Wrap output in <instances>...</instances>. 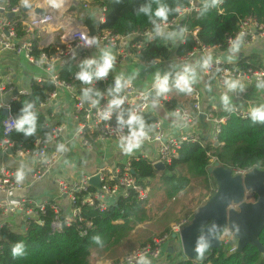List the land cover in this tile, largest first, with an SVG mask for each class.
<instances>
[{"label": "built area", "instance_id": "1", "mask_svg": "<svg viewBox=\"0 0 264 264\" xmlns=\"http://www.w3.org/2000/svg\"><path fill=\"white\" fill-rule=\"evenodd\" d=\"M78 5L76 1L70 0L67 6L68 14H76L79 11L86 13L85 19H90L96 24L95 34L101 48L110 47L116 55L114 68L128 65L129 69L136 67H147L155 70L162 60H150L147 63L142 62L141 55L145 47L153 43L148 39L146 30L142 33H133L130 35H117L108 29H103L102 25L106 23L107 7H95L80 0ZM224 0H215L214 6L219 8ZM13 0H0V52H7L18 59L24 60L35 68L33 82L38 85L50 83L53 90L48 94L45 101L41 102L36 111L44 115V125L46 133L35 143V149L25 150L16 147L10 142L9 136L15 132V117L12 111V105L18 101L21 96H27L31 89H18L15 87V81L11 77H4L0 81V111L8 112L3 122L4 139L0 143V153L7 154L13 152L21 158H33L35 164L31 174L29 185L16 181L17 171H11L5 167L0 169V194L3 198L0 201L1 217H10L15 220L18 215L24 218L26 229L29 220H34L43 225L42 218L48 211L53 215L51 228L54 231H62L65 228L78 226L80 235L85 236L92 229V223L85 221L82 217V207L87 206L100 212L108 211L119 201L127 200L131 195H135L137 201L144 203L149 200L151 189L142 184L134 175L132 161L146 160L151 165L163 163L170 165L179 151L187 144H204L202 140L204 133L198 127L200 115H204L203 121L209 123L211 133L209 134L210 144L217 147L219 145L218 136L221 131V125L226 122L227 116H216L217 107L203 108L201 105V96L193 85V92L189 94L193 101L192 109L177 108L172 111L179 123L180 135H170L166 129L164 121L158 116V108L164 109L171 101V94L167 98H160L156 108L151 107V102L156 99L152 85L146 89L137 86L133 81L131 86L124 89L121 93L125 98V104L121 110H114L112 117L104 121L100 113L111 99L105 92L112 85L114 75L103 81L95 82L92 87L94 91L105 93L101 102L96 107H92L90 102L82 98V89L84 85L74 79V73L77 71V65L91 55H98V49L85 48L81 45V34L91 35L90 30L82 26H72L66 28V19L60 16L54 10L43 11L37 14L35 9H31L25 14L24 9L19 4L13 5ZM201 3L199 0H190L189 7L182 9L174 18L167 21V31L176 30L179 25L185 29L180 43H185L186 26L185 19L187 15L200 11ZM13 17L9 18L8 15ZM80 18V19H83ZM68 31L65 41L57 42L50 31L59 32ZM45 31H48L47 35ZM42 33L45 35L42 36ZM198 29L193 31L194 39L200 45L197 39ZM241 38V46L249 45L259 39L264 38V24L256 19L247 18L239 23V28L234 36L227 39V50L231 41L236 37ZM64 37V36H63ZM73 50L75 55L73 56ZM221 47L200 46L192 53L178 60L186 61L196 55L207 56L211 52L221 51ZM214 62L211 68L205 73L210 79L223 84L226 75L233 78L252 79L257 82L258 79H264V66L262 70L247 69L240 73L236 69H231L221 58L212 55ZM201 57V58H202ZM219 58L221 63H215ZM43 61V63H41ZM220 71H217V69ZM71 72L68 78L62 77L63 73ZM128 73H124L128 77ZM55 77V79H53ZM87 87V86H85ZM18 91L15 95L14 91ZM66 92V99L62 96ZM153 94V96H150ZM147 96V99L145 98ZM66 107L65 111L62 109ZM134 110L138 114H151L155 117V122L151 128L148 138L144 141L142 147L131 154L128 160L121 164L110 165L103 161V166L99 167L93 173L76 176L67 179L60 175L55 177L54 184L56 189L53 194L34 198L23 196L12 200L11 196L15 192L25 191L29 186L43 181L54 169L68 158L71 153L73 157L79 152L87 153L98 152L102 155L100 147L104 145H113L118 147L120 136L127 133V129H121L117 122L119 111L127 113L128 110ZM63 113V115H62ZM232 114L242 118H248V112L235 107ZM126 118V115H125ZM149 147H153L154 149ZM236 175H245L249 172L234 170ZM98 178L100 186L96 187L90 184L91 179ZM67 201V205L61 201ZM4 221V220H3ZM188 220L182 219L171 226L169 233L155 236L151 241L140 246L124 257L118 260L117 264H136L139 255L144 254L154 261H160L170 241L179 242L183 229L188 226ZM11 227V221H5L0 224L1 228ZM174 236H176L174 238ZM228 243L227 240H225ZM231 252L236 251V246ZM193 264H204L200 261H194Z\"/></svg>", "mask_w": 264, "mask_h": 264}, {"label": "trees", "instance_id": "2", "mask_svg": "<svg viewBox=\"0 0 264 264\" xmlns=\"http://www.w3.org/2000/svg\"><path fill=\"white\" fill-rule=\"evenodd\" d=\"M20 1L13 0L12 4L17 5ZM144 2L146 0H93L92 4L95 7H107L106 23L102 25L103 29H108L117 35H130L152 30L147 17L136 14V8ZM166 2L173 8L179 5L181 9H186L189 7L190 0H166ZM202 7L203 4L200 5L199 12L186 16L185 28L188 33L186 41L175 45V52L179 58L187 56L200 46L226 49L227 39L237 33L239 23L244 19L253 18L264 24V0H224L219 8L210 7L204 15H200ZM175 16L176 13L173 12L168 20ZM84 24L94 36L96 27L94 21L87 18L84 19ZM195 29H198L197 39L200 45L192 34ZM172 45L173 41L155 38L154 42L143 50L142 62L167 59ZM242 66V72L247 69L262 70L259 67L260 62L257 61L252 67L245 64ZM70 73L65 72L62 77L68 78ZM52 90L53 86L50 83L43 85L34 83L29 95L21 96L13 103L14 117L19 115L25 101L33 102L37 107L47 99ZM178 95L182 97L185 94L178 93ZM192 103V100L189 101L190 105ZM167 105L170 111L183 107L177 99H172ZM141 115L146 125L152 128L155 117L151 114ZM216 116L220 117L218 113ZM225 116L228 118L221 125L217 147L210 144L209 134L203 135V145L199 143L185 145L170 165L166 166L165 172L156 171L154 166L146 160L132 161L134 175L145 185L153 179L165 182L171 196L185 190L192 178L207 180L211 175L209 168L216 162L228 171L249 172L253 169L264 171V124H253L248 118L232 113ZM44 118L43 114H37L35 135L26 137L15 131L9 136L10 142L25 150L35 149L36 141L46 133ZM5 119V115L0 111V143L4 139ZM213 159L215 163H212ZM248 199L253 203L259 200L257 194L253 193L247 201ZM146 213L145 205L137 201L135 195H131L129 199L119 201L106 212L87 206L82 207V217L85 221L92 223V229L85 236L80 235L78 226L65 228L60 232L54 231L51 228L53 219L51 211L42 218L43 225L30 219L26 229L14 230L5 226L0 231V264H92L91 257L94 249L104 247L117 236L132 230L138 222L145 220ZM94 237H99V241ZM18 241H24L27 255L13 259L11 247ZM260 243L264 249V229L260 235ZM233 247H235L233 243H226L224 240L217 249L209 247L199 261L204 264H264L261 251L254 245H247L242 252H231ZM194 261L196 260L185 257L183 251H179L162 264H193Z\"/></svg>", "mask_w": 264, "mask_h": 264}, {"label": "clouds", "instance_id": "3", "mask_svg": "<svg viewBox=\"0 0 264 264\" xmlns=\"http://www.w3.org/2000/svg\"><path fill=\"white\" fill-rule=\"evenodd\" d=\"M215 0H203V7L200 15H204L210 7L214 6ZM24 7H29L28 0H23ZM63 0H50V6L53 8L62 7ZM155 4V7H153ZM182 11L178 5L175 8L171 7L166 0H146L136 8L137 15L147 17L148 22L152 26L151 33H148V39L151 41L154 38H163L166 41H176L181 39L185 29L180 28L179 31H167V21L169 16L175 12L179 14ZM81 45L85 48L98 49V55H91L84 58L78 65L77 71L74 73V79L84 85L82 89V98L84 101L90 102L92 107L100 104L105 93L111 97L107 101L106 107L100 113V117L104 121L111 119L114 110H121L125 104V98L121 95L122 91L131 86L132 80L123 72L116 75L112 81V85L105 93L94 91L92 85L97 81L106 80L109 74L113 71L116 63V55L110 47L101 48L97 37L87 34H81ZM241 38L238 36L231 41L228 52V59L236 58L235 54L240 51ZM75 50H73V56ZM214 62L212 55L203 56L194 64H183L178 66V70L165 71L163 73L157 71L154 74L152 82V91L156 97L151 102V107L156 108L160 98H167V94L175 90L178 93L189 95L193 92V85L200 78L199 72L207 71L211 68ZM43 63V61H41ZM215 63H221L219 58L215 59ZM217 71H220L218 68ZM55 79V77H53ZM226 91L220 95V104L225 111H231L232 96L230 93L245 91V85L240 78H233L226 75L223 80ZM87 86V87H85ZM255 87L264 89V79H258ZM211 91V88L208 89ZM147 99V96L145 97ZM37 111L36 105L33 102L25 101L20 109L19 115L12 121L14 130L22 133L24 136H33L37 132ZM126 115V118H125ZM248 119L253 124H264V105L252 106L248 110ZM117 122L121 129L126 128L127 133L120 136L118 147L125 154H132L139 150L144 141L148 138L151 127L146 125L142 115L134 110H128L127 113L119 111ZM16 181L22 182L25 178L23 169H19L16 173ZM220 228L213 224L208 227L203 234L198 235L195 240L193 251L196 258L202 259L204 254L210 247V237L215 239ZM99 241V237H94ZM27 255L26 245L24 241H18L11 247V256L13 259L23 258ZM136 264H152L151 260L144 254L139 255Z\"/></svg>", "mask_w": 264, "mask_h": 264}, {"label": "crops", "instance_id": "4", "mask_svg": "<svg viewBox=\"0 0 264 264\" xmlns=\"http://www.w3.org/2000/svg\"><path fill=\"white\" fill-rule=\"evenodd\" d=\"M70 0H63L62 7L60 8H53L50 6V0H28L29 7H27L28 10H24L25 14L29 13L31 9L35 10H42V11H48V10H54L56 11L60 16L65 17L66 19V28H71L72 26H82L86 28V25L84 24V19L86 13L83 11H79L76 14H68L67 6L69 4ZM76 1L78 5H81L80 0H74ZM84 2H87L90 5H93V0H84ZM19 5L22 6L23 9H26L23 4V0L19 2ZM83 18V19H80ZM53 36L56 38L57 42L65 41V37L68 35V31L61 30L59 32L50 31ZM48 31H45V34L47 35ZM42 33V36L45 35ZM64 36V37H63ZM181 39H178L173 42V45L171 46V53L169 57L165 60H162L161 65L155 69H149L147 67H136L133 69H129L128 65L124 64L122 67L114 68L111 72L114 76L119 75L121 72L128 73V77L131 78V80L137 84L138 87L142 89H146L150 85H152L154 74L159 71L161 73L165 71H174L178 70V66L183 64H194L198 60L201 59V55H196V57L189 58L186 61H179L178 57L175 52V45L180 43ZM210 55H214L216 57H221L228 66L232 69H236L240 73H242V65H248L251 66L255 63V61L260 62L261 66L260 68H263L264 66V38L259 39L254 43H251L249 45H242L240 47V51L235 54L236 58L233 60H229V55H232L228 52L227 49H222L221 51L211 52ZM241 64V65H240ZM257 66V65H255ZM259 70V69H258ZM35 73V68L31 65H29L24 60L18 59L15 56H13L10 53L7 52H0V81L4 79V77L8 76L11 77L15 81V87L18 89H31V86L34 84L33 75ZM199 80L195 84L197 90L200 93L201 96V105L203 108L208 107H217L218 115L225 116L228 113H231L232 109L235 107L240 108L243 111L249 110L252 106H258V105H264V89H257L255 87L256 81L252 79H246L241 75V81L245 85V91L243 93L236 92V93H230L232 96V108L231 111H225L223 106L220 104V95L226 91L224 88V85L221 83H218L217 81H214L210 79L203 71L199 72ZM211 88V91L208 89ZM171 94V101L172 99L178 100L181 105H183L182 108H188L192 109V105L189 104V101H191L190 95H184L179 96L178 93L173 90L170 92ZM66 92H62V96L66 99ZM170 101V102H171ZM193 102V101H192ZM66 107L62 109V111H65ZM158 116L164 121V124L166 126V129L170 135H180L181 130L178 123V120L173 115L172 111L168 110V105L164 109L158 108ZM63 115V113H62ZM64 116V115H63ZM198 127L200 130L204 133V135H208L211 133V128L209 123L206 121H200ZM104 146H111L110 150L105 149V153L99 154L98 152L93 153H87L84 151H79L75 157H73V154H69L68 158H65L61 163L54 169V171L47 176L43 181L36 183L33 186H29L25 191L22 192H15L12 196V200L19 199L23 196H29L34 198H41L43 196H49L54 193L56 186L54 184V179L57 176H64L68 180L71 179L74 175L83 176L90 173L95 172L98 170L99 167L103 164V161L113 165V164H121L128 160V158L131 156L128 154H124L123 156L119 155L118 157L115 156L114 148L116 146L113 145H104ZM154 149L153 147H149ZM112 154V158L108 162L107 159H105V154ZM35 164V161L33 158H21L15 155L14 153L11 154L10 152L7 154H1L0 153V169L1 167H5L11 171H18L19 169H23L25 178L22 181L24 184L29 185L31 182V174L33 172V166ZM215 166V164H214ZM221 168V167H219ZM3 198V196L0 194V201ZM63 204L67 205V201L62 200ZM249 203V202H248ZM253 204V203H252ZM1 213V211H0ZM4 220V221H3ZM5 221H11V227L14 230L24 229L25 226V220L22 215H18L15 220H11L10 217L2 218L0 214V224ZM121 223V222H118ZM173 224L170 223V228ZM0 227V231H1ZM1 239V235H0ZM152 239V238H151ZM230 240L232 243L237 246L238 242L237 239L234 236V233L230 234L227 241L230 243ZM151 241V240H150ZM149 241V242H150ZM147 242V243H149ZM145 243V244H147ZM142 246V245H141ZM140 247V246H139ZM174 249V252L170 253L169 249ZM179 251H182L181 243L170 241L168 246L166 247V252L163 256V258L160 261H154L152 259V264H162L166 263L172 254H176ZM264 261V259H263ZM109 263V262H108ZM110 264V263H109ZM114 264V263H113ZM117 264V262H116Z\"/></svg>", "mask_w": 264, "mask_h": 264}, {"label": "water", "instance_id": "5", "mask_svg": "<svg viewBox=\"0 0 264 264\" xmlns=\"http://www.w3.org/2000/svg\"><path fill=\"white\" fill-rule=\"evenodd\" d=\"M199 2L203 4V0ZM36 13L42 14L43 11L36 10ZM8 17L12 18L13 15L9 14ZM180 28L182 25H179L177 30L179 31ZM14 94L17 95L18 91H14ZM3 114L7 116L8 112L4 111ZM199 118L202 122L204 115L201 114ZM10 153L13 154L12 151ZM219 167H221L220 163L216 162L215 166L209 168V172L213 173L214 169H217L221 188L212 201L199 209L192 223L183 229L180 238L183 254L187 258L199 261L193 251L196 237L215 224L220 231L217 232L215 239L209 238L210 248H219L221 242L234 233L238 242L235 252H242L251 244L261 251L264 259V249L260 243V235L264 229V171L253 169L243 180L239 177L231 178V171ZM154 169L165 172L166 165L158 163L154 165ZM90 184L100 186L98 178L91 179ZM251 193L257 194L259 198L254 204L247 201L248 194ZM169 252H174V249L170 248Z\"/></svg>", "mask_w": 264, "mask_h": 264}, {"label": "rangeland", "instance_id": "6", "mask_svg": "<svg viewBox=\"0 0 264 264\" xmlns=\"http://www.w3.org/2000/svg\"><path fill=\"white\" fill-rule=\"evenodd\" d=\"M110 147L101 146V152H104L105 149L110 150ZM114 152L117 157L125 154L120 151L119 147H115ZM111 158L112 154H105V159L108 162ZM212 163H215L214 159ZM215 169L207 180L192 178L190 185L185 190L171 196H169L165 182H160L157 179L150 180L147 186L151 189V195L149 200L143 203L147 211L145 220L138 222L132 230L117 236L110 244L94 249L91 263L116 264L120 258L149 242L151 238L168 233L171 229L170 223L174 224L186 219L190 225L199 209L212 201L221 188L217 169ZM230 176L244 180L246 174L236 175L232 172ZM249 196L250 194H248ZM248 202L253 203L249 199Z\"/></svg>", "mask_w": 264, "mask_h": 264}, {"label": "bare ground", "instance_id": "7", "mask_svg": "<svg viewBox=\"0 0 264 264\" xmlns=\"http://www.w3.org/2000/svg\"><path fill=\"white\" fill-rule=\"evenodd\" d=\"M231 172H233V171H231ZM250 172V171H249ZM228 239V237L227 238H225L224 240H227Z\"/></svg>", "mask_w": 264, "mask_h": 264}]
</instances>
